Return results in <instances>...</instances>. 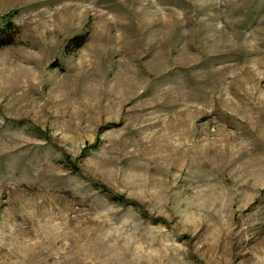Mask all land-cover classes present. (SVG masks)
<instances>
[{
  "label": "rangeland",
  "instance_id": "1",
  "mask_svg": "<svg viewBox=\"0 0 264 264\" xmlns=\"http://www.w3.org/2000/svg\"><path fill=\"white\" fill-rule=\"evenodd\" d=\"M0 264H264V0H0Z\"/></svg>",
  "mask_w": 264,
  "mask_h": 264
}]
</instances>
